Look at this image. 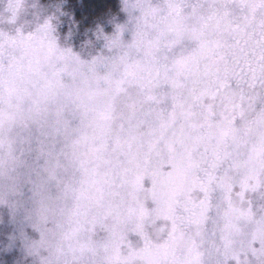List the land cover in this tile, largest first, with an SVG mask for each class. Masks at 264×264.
Returning <instances> with one entry per match:
<instances>
[{
  "label": "snow or ice",
  "instance_id": "obj_1",
  "mask_svg": "<svg viewBox=\"0 0 264 264\" xmlns=\"http://www.w3.org/2000/svg\"><path fill=\"white\" fill-rule=\"evenodd\" d=\"M148 7L119 71L69 93L92 115L79 152L59 161L83 174L89 198L131 221L111 232V264H264V0ZM24 11L25 0H8L0 18L16 26ZM15 31L31 42L30 71L0 70V168L41 146L55 79L91 71L51 20Z\"/></svg>",
  "mask_w": 264,
  "mask_h": 264
},
{
  "label": "clouds",
  "instance_id": "obj_2",
  "mask_svg": "<svg viewBox=\"0 0 264 264\" xmlns=\"http://www.w3.org/2000/svg\"><path fill=\"white\" fill-rule=\"evenodd\" d=\"M25 2L38 5L37 11L47 14L56 6L66 4L67 0ZM7 3L8 0H0V12ZM79 3L83 7L85 0H79ZM126 3L129 5L127 11ZM159 3L160 0H119L118 7L130 17L131 29L128 24H118L119 12L113 11L110 4L106 11L96 13L95 39H89L86 47L94 49L103 41L107 55L102 51L91 60L81 58L80 67L91 69L85 71L83 77L73 78L69 74L55 79L54 91L44 108L48 123L42 133L41 146L25 151L14 167L0 168V206L7 205L13 210L11 223L22 232L30 264H111L112 254L105 250L111 232L130 226V220L122 219L119 213H109L104 204L89 198L83 174L67 168L59 161V156L79 152L92 115V112L85 115L77 111L80 97L69 93L84 88L85 78L95 85L114 76L120 68V57L129 51L135 33L143 32L145 21L151 18L148 5ZM107 26H115V31L106 33ZM17 27L28 32L29 25L20 20L18 25L11 26L0 18V29L5 37L12 34V38L0 41V70L5 74L11 71L26 76L30 71L27 52L31 42L16 34ZM128 30L132 31V39L126 42L123 34ZM102 108V98L97 97L91 102L94 112ZM123 110L124 105H121ZM66 111L69 116H65ZM28 131L35 136L41 129L33 125ZM9 223L7 216L0 213V226ZM148 231L152 232L151 229ZM153 237L158 239L155 233ZM122 254H127L126 248Z\"/></svg>",
  "mask_w": 264,
  "mask_h": 264
},
{
  "label": "rangeland",
  "instance_id": "obj_3",
  "mask_svg": "<svg viewBox=\"0 0 264 264\" xmlns=\"http://www.w3.org/2000/svg\"><path fill=\"white\" fill-rule=\"evenodd\" d=\"M39 6L36 4H28L25 2V11L23 15L21 16L20 20H24L28 25V32L35 31L36 28L43 23H45L48 20H51L54 28H55V35L58 39V42L62 48H71L72 51L78 55L81 56L82 59L85 60H91L94 56L99 55L102 51L104 52L105 55H107L106 49H104L103 41H100L96 44L94 49H89L86 47V42L89 39H95L93 36V30L96 27V24H93L92 26L86 28L84 31H80L79 28L77 27V23L75 21V18L70 16L66 10L65 6L63 5H58L56 6L54 11H50L47 14H42L37 11V8ZM119 12V19H118V24L123 25V24H128L129 29H131V24H130V17L127 12L121 11L120 8L117 11ZM115 31V26H107L105 28V32L111 34L112 32ZM123 39L126 42L131 41L132 39V31L128 30L125 31L123 34ZM7 205H3L0 207L1 208ZM128 240L131 242L132 247L134 249H139L143 247V240L142 238L134 233H130ZM153 241L155 243H161L162 240H157L155 237H153ZM4 248L1 247L0 243V253H3ZM128 251V249L126 248ZM24 253L26 254L25 250ZM27 257V262L26 264H30L31 258Z\"/></svg>",
  "mask_w": 264,
  "mask_h": 264
},
{
  "label": "trees",
  "instance_id": "obj_4",
  "mask_svg": "<svg viewBox=\"0 0 264 264\" xmlns=\"http://www.w3.org/2000/svg\"><path fill=\"white\" fill-rule=\"evenodd\" d=\"M118 3L119 0H85L82 7L79 0H67L64 8L70 16L75 18L79 30L84 31L95 24L96 13L106 11L109 4L113 11L117 12L119 10ZM1 209L0 213L6 215L10 223L8 226H0V243L4 248V252L0 253V264H26L27 254L24 253L22 232L17 230L14 223H11L13 210L8 206ZM13 237L19 238L13 242Z\"/></svg>",
  "mask_w": 264,
  "mask_h": 264
}]
</instances>
